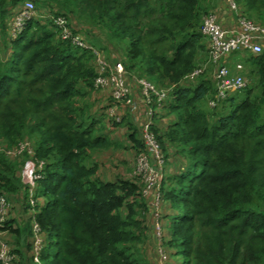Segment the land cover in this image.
Here are the masks:
<instances>
[{
  "label": "trees",
  "instance_id": "obj_1",
  "mask_svg": "<svg viewBox=\"0 0 264 264\" xmlns=\"http://www.w3.org/2000/svg\"><path fill=\"white\" fill-rule=\"evenodd\" d=\"M24 1L0 0V47L6 49L0 56V197L11 203L0 233L10 239L4 240L17 256L14 264L30 263L29 192L20 173L31 156H8L5 149L24 140L45 163L34 191L44 199L34 216L46 233L43 264H149L139 246L140 217L148 212L141 184L97 175L92 155L112 145L106 121L121 124L106 114L111 102L98 118L84 100L98 74L93 53L62 40L46 14L65 15L84 40L78 21L104 31L122 50L124 58L114 62L123 64L128 81L136 76L170 90L163 108L173 120L160 128L162 114L156 116L153 130L165 156L161 237L182 256L177 264H264V50L246 60L249 85L209 106L217 90L211 69L189 75L199 51L208 50L200 29L217 0H32L46 9L37 8L8 41L7 20ZM235 2L239 14L263 19L264 0ZM125 124L139 152L136 125Z\"/></svg>",
  "mask_w": 264,
  "mask_h": 264
},
{
  "label": "built area",
  "instance_id": "obj_2",
  "mask_svg": "<svg viewBox=\"0 0 264 264\" xmlns=\"http://www.w3.org/2000/svg\"><path fill=\"white\" fill-rule=\"evenodd\" d=\"M224 3L229 10L236 14L237 26L226 28L219 22L218 12H209L203 16L200 29L208 43L206 62L210 66L217 85L216 100L209 102L211 106H214L217 100L227 98L231 91L242 90L250 83V80L245 77L231 75L230 69L223 63L225 56L236 51H245L256 55L264 50V25L239 14L235 0H225ZM35 16H37L35 4L32 0H25L21 8L7 20L8 41L15 40L23 32L26 24ZM42 17L52 21L62 40H69L73 45L93 53V63L98 72L94 79V88L106 91L112 98V103L107 107V116L116 123H120L123 120V115L128 113L133 118L134 121H132L139 124L144 147L137 153L132 175L141 184V196L143 198L151 196V203L157 210L165 174V156L153 126L154 118L163 108L170 90L159 89L146 79L131 76V80L139 87L137 96H134L128 81V74L121 62L109 63L99 50L86 42L79 34L73 33L65 15L46 14ZM9 50L6 56L11 54ZM237 68H241V65H237ZM205 70H207L206 65L197 67L190 73L189 78L202 74ZM23 152L31 156L23 163L20 174L21 180L29 192L30 208L28 213L31 215L32 249L29 254L30 263L22 264H43L41 252L45 244L46 233L34 217L35 206L39 202L37 198H34V191L38 180L43 178L45 163L41 159L32 157L34 151L29 140L19 142L14 149H5V154L12 157ZM10 206V201L0 197V226H3L7 219ZM39 206L41 205L39 204ZM157 228L160 237L161 227L159 224H157ZM158 254L161 260L165 259L164 251L160 247ZM16 259L17 256L12 252L11 246L6 241L0 240V264H14Z\"/></svg>",
  "mask_w": 264,
  "mask_h": 264
},
{
  "label": "rangeland",
  "instance_id": "obj_3",
  "mask_svg": "<svg viewBox=\"0 0 264 264\" xmlns=\"http://www.w3.org/2000/svg\"><path fill=\"white\" fill-rule=\"evenodd\" d=\"M223 2H225V0H223ZM42 7H43L42 5L37 6L38 10L43 11L44 9H46ZM37 8H36V12H37ZM234 18L236 19L235 16ZM77 26H78L77 28L81 30V34L84 35L83 37H85L87 40L91 42H94L97 46L104 48L102 49L104 52L103 55H105L108 58L109 63L113 64L115 60H118V59L121 60L124 58L123 57L124 55L122 53V50L119 47V44H114L115 40L109 39L107 37V34L104 31H101L100 29L94 26H89L87 24L84 25L81 21L80 22L78 21ZM203 41H205V39ZM4 51H6V49L5 47L2 48V44H1V47H0L1 57L4 54ZM9 51H11V49ZM7 58H9V55L3 57V60H6ZM206 61H207V52L200 50L198 53V57H197L198 67L206 65V69L208 70L210 66L207 64ZM193 83L194 82H191V84ZM105 92L106 91H103V90L101 91L100 89H94L91 93H89L88 96L84 98L85 102L90 104L89 112L95 115V117H98V118L101 117V111H102V108L105 102L112 103L111 101L112 99H107ZM208 105L211 106L210 104ZM107 110L108 109L106 108V111ZM161 114H164V117L172 116L171 114H167L164 108H162L160 111V114L156 116H159ZM126 118L127 119H124V122L123 120L120 122L121 124L120 126H115L110 122L107 123L106 121V126L108 127L107 130L109 131L107 133L109 135L106 133V128L103 129V132H105L109 136V138H111L110 140L112 141V145L107 149L96 150L92 155L93 159L97 162L99 166V170L97 171L98 175L108 180H114L118 177H121L125 179H133V180L138 181L132 175V173H133L134 165L136 162L137 153H139L143 149L137 152L136 149L130 146L132 143L127 138L128 130H127V126L125 123L128 120H130L135 125L137 123L133 122L134 121L133 118L128 113L126 115ZM154 122H156L155 118H154ZM98 126L99 125H97L96 127ZM135 127L138 131V136H140V139L142 141L139 124H137ZM117 144H121V145L116 146ZM167 148H170V147L168 146ZM171 161L175 163V158L172 157ZM176 161L179 162L180 159L178 158V160ZM173 163H170L168 165L166 164V167L169 170V172L174 170ZM105 171H108L111 175L106 176ZM160 193H161V199L159 201L157 210H155L153 204L151 203V200H152L151 196L144 197V198L141 196V198H143L145 202L147 203L148 212L145 213L146 210H144L145 214H143V216L140 217L141 218L142 242L139 243V246L142 249L144 258L147 260L149 264H177L179 261L181 262L182 256L180 254L176 255L177 253L176 249L170 248V247L166 248V245H164L162 242L161 235L165 233V226H164L165 224L164 222L162 223L161 216L163 215V212L164 213L167 212L166 210L167 205L163 204V194H162L161 189H160ZM19 207L20 206L17 205L16 209H18ZM17 213L18 212L16 211L14 212V214H17ZM23 214L24 213L22 211V216ZM157 224H159V226L161 227L160 237H159L160 233L158 234ZM162 230L164 231L162 232ZM164 236H166V234H164ZM4 239L7 241L10 240L5 233L4 234L0 233V240H4ZM159 247L162 249V251H164V254H165L164 260H161V258L159 257V254H158ZM54 251L55 250H53V252Z\"/></svg>",
  "mask_w": 264,
  "mask_h": 264
},
{
  "label": "crops",
  "instance_id": "obj_4",
  "mask_svg": "<svg viewBox=\"0 0 264 264\" xmlns=\"http://www.w3.org/2000/svg\"><path fill=\"white\" fill-rule=\"evenodd\" d=\"M216 12L219 14V22L225 26L226 28H235L237 26V21L234 18L236 14L229 10V8L220 0H217V7ZM254 20V19H253ZM257 23L264 25V17L263 19L260 18L257 20ZM251 55L249 52L245 51H237V52H231L225 58L223 59V63L230 69L231 75L233 76H242L249 80H251V77L249 76L250 66L249 62H247V58ZM237 65H241V68H237ZM130 86L132 87L134 96H137V92H139L138 85L133 82L132 80L129 81ZM162 118L160 119V122L162 123L160 125V128L163 126H166L171 120H173V116L171 117H164V114L161 115ZM99 170V166L97 171ZM106 176H110L111 174L108 171H105ZM98 175V173H97ZM99 176V175H98ZM100 177V176H99ZM103 180H108L103 177H100ZM39 204L42 205L44 203L43 198H38Z\"/></svg>",
  "mask_w": 264,
  "mask_h": 264
},
{
  "label": "bare ground",
  "instance_id": "obj_5",
  "mask_svg": "<svg viewBox=\"0 0 264 264\" xmlns=\"http://www.w3.org/2000/svg\"><path fill=\"white\" fill-rule=\"evenodd\" d=\"M116 61V60H115Z\"/></svg>",
  "mask_w": 264,
  "mask_h": 264
}]
</instances>
